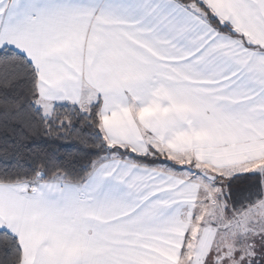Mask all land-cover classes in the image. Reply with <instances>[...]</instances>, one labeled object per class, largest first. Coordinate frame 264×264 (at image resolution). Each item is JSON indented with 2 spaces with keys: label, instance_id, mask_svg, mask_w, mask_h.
Listing matches in <instances>:
<instances>
[{
  "label": "snow or ice",
  "instance_id": "6c2138e0",
  "mask_svg": "<svg viewBox=\"0 0 264 264\" xmlns=\"http://www.w3.org/2000/svg\"><path fill=\"white\" fill-rule=\"evenodd\" d=\"M0 264H264V0H0Z\"/></svg>",
  "mask_w": 264,
  "mask_h": 264
}]
</instances>
